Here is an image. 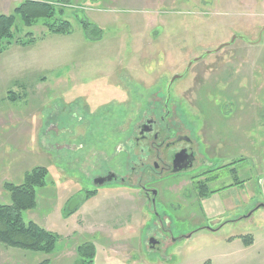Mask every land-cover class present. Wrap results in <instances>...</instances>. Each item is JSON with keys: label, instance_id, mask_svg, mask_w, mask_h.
Instances as JSON below:
<instances>
[{"label": "rangeland", "instance_id": "1", "mask_svg": "<svg viewBox=\"0 0 264 264\" xmlns=\"http://www.w3.org/2000/svg\"><path fill=\"white\" fill-rule=\"evenodd\" d=\"M23 1L0 0V13ZM63 2L52 19L25 26L18 17L15 38L36 41L0 53V204L11 203L6 183L46 167L37 205L23 217L59 240L52 253L0 243V264H84L86 243L95 245L93 264H264V0ZM60 19L70 34L48 30ZM82 19L102 28L101 39L87 37ZM182 73L172 97L182 117L191 132L202 123L198 134L229 152L226 161L245 158L236 177L247 183L187 209L170 191L150 210L134 191L96 179L121 165L119 143L145 101L161 100Z\"/></svg>", "mask_w": 264, "mask_h": 264}, {"label": "flooded vegetation", "instance_id": "2", "mask_svg": "<svg viewBox=\"0 0 264 264\" xmlns=\"http://www.w3.org/2000/svg\"><path fill=\"white\" fill-rule=\"evenodd\" d=\"M191 64L192 61L190 66ZM176 75L178 77L170 80V85L166 86V95L161 100H153L151 97L145 101L130 132L123 135L118 146L123 160L118 169H108L105 175L96 179V183L101 185L115 182L121 189L134 191L137 198L143 199L150 210H153L158 201H169L172 195L170 191L177 200L188 201L189 205L185 204L187 209L194 204L195 199L202 202L209 195L227 192L232 187L247 183L244 177L239 180L243 183L236 185V175L240 174L237 166L245 158L242 162L235 159L226 161L230 156L229 152H219L216 143L208 144L198 134L202 123L191 132V123L182 117V113H186L185 107L182 103L175 104V97L172 98L175 80L184 77L183 73ZM66 147L69 148L68 145ZM76 148H80V145ZM243 169H239L240 172ZM205 185H209L211 192L208 196L201 197L199 194L202 192L198 188ZM176 187H179L177 191ZM190 187L195 192L184 191ZM227 194V198H230V194ZM177 215L166 214L165 218L172 220ZM161 220L163 219H159V223H162ZM164 231L166 230L163 229ZM158 233L151 234V246L152 242L158 243Z\"/></svg>", "mask_w": 264, "mask_h": 264}, {"label": "trees", "instance_id": "3", "mask_svg": "<svg viewBox=\"0 0 264 264\" xmlns=\"http://www.w3.org/2000/svg\"><path fill=\"white\" fill-rule=\"evenodd\" d=\"M70 0H25L19 4L13 13L6 15L0 13V53L4 52L13 43L23 46L30 45L36 41L33 34H27L25 38H15V24L19 17L25 26H31L40 18L52 19L57 13L58 4ZM68 3V2H66ZM61 16L64 14V6L59 8ZM83 30L88 38L92 40L101 39L103 30L101 27L93 25L86 19L80 20ZM48 30L53 34H70L71 24L68 20L60 19L48 24ZM12 93V92H9ZM48 169L44 166H36L27 171L23 183L15 185L6 183L5 189L10 194V204H0V243L5 246L30 249L52 253L59 240V235L50 231L34 221H26L23 213L33 209L37 205V189L45 185L48 176ZM236 185L239 182L236 177ZM202 197L208 196L211 192L209 185L198 188ZM97 190L89 193L86 198L96 194ZM67 213H72L68 212ZM244 242L249 245L253 242V237L242 236ZM78 254L84 264H93L96 256V249L93 243H86L78 247ZM37 264H50L49 259H45ZM210 264V263H205Z\"/></svg>", "mask_w": 264, "mask_h": 264}, {"label": "water", "instance_id": "4", "mask_svg": "<svg viewBox=\"0 0 264 264\" xmlns=\"http://www.w3.org/2000/svg\"><path fill=\"white\" fill-rule=\"evenodd\" d=\"M235 39V36L233 37V41ZM224 45L219 46L218 49H221ZM210 53V51H207V54ZM198 59V58H197ZM190 66V65H189ZM178 77V75H176L174 78ZM79 204V200H73L70 202L69 206H68V212H74L77 209V205ZM152 244H155V242H152Z\"/></svg>", "mask_w": 264, "mask_h": 264}, {"label": "crops", "instance_id": "5", "mask_svg": "<svg viewBox=\"0 0 264 264\" xmlns=\"http://www.w3.org/2000/svg\"><path fill=\"white\" fill-rule=\"evenodd\" d=\"M195 198H197L196 194H195Z\"/></svg>", "mask_w": 264, "mask_h": 264}]
</instances>
